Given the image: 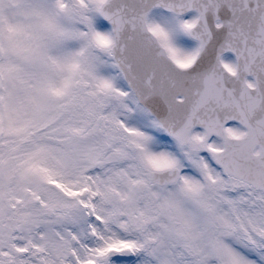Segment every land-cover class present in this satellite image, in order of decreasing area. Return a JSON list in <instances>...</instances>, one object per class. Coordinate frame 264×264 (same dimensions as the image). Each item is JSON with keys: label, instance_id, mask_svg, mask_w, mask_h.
Returning a JSON list of instances; mask_svg holds the SVG:
<instances>
[{"label": "snow or ice", "instance_id": "obj_1", "mask_svg": "<svg viewBox=\"0 0 264 264\" xmlns=\"http://www.w3.org/2000/svg\"><path fill=\"white\" fill-rule=\"evenodd\" d=\"M0 264H264V0H0Z\"/></svg>", "mask_w": 264, "mask_h": 264}]
</instances>
